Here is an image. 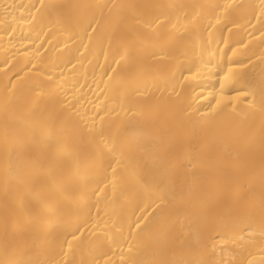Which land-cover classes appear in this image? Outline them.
Returning a JSON list of instances; mask_svg holds the SVG:
<instances>
[{"label": "bare ground", "instance_id": "1", "mask_svg": "<svg viewBox=\"0 0 264 264\" xmlns=\"http://www.w3.org/2000/svg\"><path fill=\"white\" fill-rule=\"evenodd\" d=\"M0 264H264V0H0Z\"/></svg>", "mask_w": 264, "mask_h": 264}]
</instances>
